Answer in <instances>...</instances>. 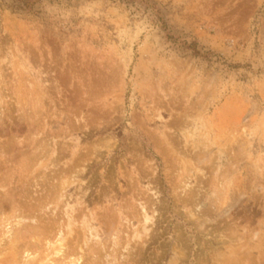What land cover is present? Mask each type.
<instances>
[{"label": "rangeland", "instance_id": "374dc122", "mask_svg": "<svg viewBox=\"0 0 264 264\" xmlns=\"http://www.w3.org/2000/svg\"><path fill=\"white\" fill-rule=\"evenodd\" d=\"M0 202V264H264V0L0 4Z\"/></svg>", "mask_w": 264, "mask_h": 264}, {"label": "trees", "instance_id": "16d2710c", "mask_svg": "<svg viewBox=\"0 0 264 264\" xmlns=\"http://www.w3.org/2000/svg\"><path fill=\"white\" fill-rule=\"evenodd\" d=\"M42 0H0L2 6L10 8L13 12L31 13L35 12V6Z\"/></svg>", "mask_w": 264, "mask_h": 264}, {"label": "bare ground", "instance_id": "6f19581e", "mask_svg": "<svg viewBox=\"0 0 264 264\" xmlns=\"http://www.w3.org/2000/svg\"><path fill=\"white\" fill-rule=\"evenodd\" d=\"M0 203H1V202H0ZM1 204H2V203H1ZM27 213H28V212H27ZM29 213H30V212H29ZM14 215H15V214H14ZM46 215H47V214H46ZM20 217H21V216H20ZM22 217H23V216H22ZM51 217H52V216H51ZM144 217H146V214L144 215ZM32 218H33V217H32ZM54 218H55V216H54ZM55 219H56V218H55ZM32 220H33V219H32ZM13 223H14V222H13ZM17 223H19V222H17ZM0 224H1V223H0ZM38 224H40L39 221H38ZM46 224H47V223H46ZM31 226H33V225H31ZM37 226H38V225H37ZM37 226H34V228L37 227ZM43 226H44V225H43ZM5 228H6V226H5ZM32 228H33V227H32ZM34 228H33V229H34ZM37 228H38V227H37ZM33 229H32V230H33ZM35 229H36V228H35ZM35 229H34V232H35ZM49 229H50V228H49ZM49 229H47V230L49 231ZM59 229H60V228H59ZM12 230H13V229H12ZM32 230H31V231H32ZM40 230H42V229H40ZM57 230H58V229H57ZM45 231H46V230H45ZM60 231H61V230H60ZM60 231H59V232H60ZM36 232H38V231H36ZM36 232H35V233H36ZM66 232H67V231H66ZM71 232H72V229H71ZM9 233H10V235H11V230H10V232H8V235H9ZM13 233H14V232H13ZM42 233H43V230H42ZM72 233H73V232H72ZM72 233H71L70 235H72ZM32 234H33V233H32ZM57 234H58V233H57ZM60 234H61V233H60ZM60 234H58V235H60ZM3 235H4V234H3ZM10 235H9V236H10ZM39 235H40V234H39ZM61 235H62V234H61ZM9 236H8V237H9ZM47 236H48V235H47ZM56 236H57V235H56ZM62 237H63V236H62ZM1 238H3V237H1ZM1 238H0V239H1ZM31 238H32V237H31ZM63 238L66 240V237H63ZM16 239H17V238H16ZM18 239H19V238H18ZM57 239H58V237H57ZM71 239H72V238H71ZM73 239H74V238H73ZM22 240H23V239H22ZM37 240H38V239H37ZM37 240H36V241H37ZM61 240H62V239H61ZM3 241H4V240H3ZM3 241L0 240V242H3ZM62 241H63V240H62ZM70 241H71V240H70ZM5 242H7V241H5ZM33 242H34V240H33ZM37 242H38V241H37ZM58 242H59V241H58ZM14 243H15V242H13L12 245H13ZM28 243H29V242H28ZM50 243H52V242H50ZM55 243H56V242H55ZM55 243H54V244H55ZM9 244H10V243H9ZM30 244H31V242H30ZM46 244H47V243H46ZM59 244H62V243L60 242ZM59 244H58V245H59ZM15 245H16V244H15ZM31 245H33V244H31ZM34 245H35V244H34ZM47 245H48V244H47ZM47 245H46V246H47ZM50 245H51V244H50ZM27 246H28V245H27ZM29 246H30V245H29ZM29 246H28V247H29ZM53 246L55 247V245H53ZM53 246H52V248H54ZM59 246H61V245H59ZM64 246H66V244H64ZM64 246H63V247H64ZM57 247H58V246H57ZM63 247H62V248H63ZM10 248H11V247H10ZM15 248H16V247H15ZM49 248H50V246H49ZM59 248H60V247H59ZM7 249H8V248H7ZM54 249H55V248H54ZM25 251H26V250H25ZM25 251H24V253H25ZM12 252H13V251H12ZM63 252H64L63 249H61V248H60V250L58 249V253H59V254H60V253L63 254ZM24 253H23V254H24ZM26 253H27V252H26ZM55 253H57V251H55ZM55 253H54V251H53V255H55ZM49 254H50V253H49ZM0 255H1V254H0ZM25 255H26V254H25ZM64 255H65V254H64ZM14 256H15V255H14ZM22 256H23V255H21V259H22ZM32 256H33V255H32ZM35 256H36V255H35ZM30 257H31V255H30ZM13 258H14V257H13ZM25 258H26V257H25ZM48 258H49V257H48ZM33 259H34V258H33ZM63 259H64V258H63ZM41 260H42V259H41ZM19 261H20V260H19ZM28 261H29V260H28ZM31 261H32V260H31ZM49 261H50V259H49ZM39 262H40V261H39ZM71 262H72V261H71ZM71 262H68V261H67V264H68V263H71ZM33 263H34V262H33ZM21 264H22V263H21ZM24 264H25V261H24ZM39 264H40V263H39ZM59 264H62V263H59ZM71 264H72V263H71Z\"/></svg>", "mask_w": 264, "mask_h": 264}]
</instances>
